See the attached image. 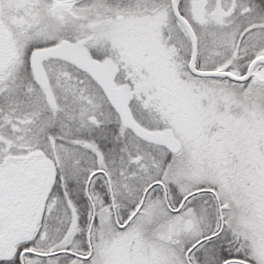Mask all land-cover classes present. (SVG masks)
I'll list each match as a JSON object with an SVG mask.
<instances>
[{"label":"snow or ice","instance_id":"6c2138e0","mask_svg":"<svg viewBox=\"0 0 264 264\" xmlns=\"http://www.w3.org/2000/svg\"><path fill=\"white\" fill-rule=\"evenodd\" d=\"M0 264H264V0H0Z\"/></svg>","mask_w":264,"mask_h":264}]
</instances>
